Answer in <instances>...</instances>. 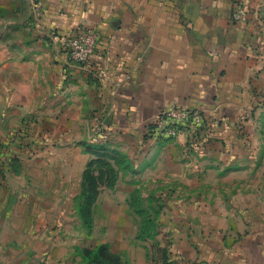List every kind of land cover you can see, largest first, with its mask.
<instances>
[{"label": "crops", "instance_id": "0c3cea01", "mask_svg": "<svg viewBox=\"0 0 264 264\" xmlns=\"http://www.w3.org/2000/svg\"><path fill=\"white\" fill-rule=\"evenodd\" d=\"M31 5L39 42H0V264H72V243L63 254L50 248L49 224L74 219L65 195L98 158L121 160L130 191L164 186L194 207L196 222L210 224L199 264H264V0ZM239 5L245 23L232 19ZM81 27L99 33L87 66L47 37ZM172 107L205 112L210 139L146 141L154 116Z\"/></svg>", "mask_w": 264, "mask_h": 264}, {"label": "rangeland", "instance_id": "374dc122", "mask_svg": "<svg viewBox=\"0 0 264 264\" xmlns=\"http://www.w3.org/2000/svg\"><path fill=\"white\" fill-rule=\"evenodd\" d=\"M32 24L31 0H0V42H39L33 38ZM259 99L264 102V96ZM253 113L252 118L261 117V112ZM95 129L93 138L101 133ZM143 136L146 141L161 144L144 132ZM1 145L0 142V148ZM90 145L97 147L96 144ZM51 146L57 148L55 144ZM245 146L250 149L252 144L247 141ZM102 160V163H93L90 169L89 177L97 181L102 193L98 204L91 207V223L87 226L82 219L85 213L81 207L83 198L89 190L92 193L90 188L86 189L91 184H85L83 174L81 186L65 195L74 196L75 205L71 210L75 220L49 224L50 230L58 235L50 240L51 249L63 254L70 251L72 243V264H88L101 247L120 257L122 264H199L204 257L208 258L211 248L208 246L209 235L204 231L210 230V224L196 222L199 217L193 206L180 205L177 193L166 191L164 186L159 189L158 185L150 184L145 186L147 190L130 191L129 172L121 169V160ZM119 179L123 180L125 187L115 190ZM117 201L121 205H113ZM63 234H66L64 238H58ZM185 249H195L199 257L187 260ZM200 255L204 260L200 261Z\"/></svg>", "mask_w": 264, "mask_h": 264}, {"label": "built area", "instance_id": "2783aa9c", "mask_svg": "<svg viewBox=\"0 0 264 264\" xmlns=\"http://www.w3.org/2000/svg\"><path fill=\"white\" fill-rule=\"evenodd\" d=\"M37 20L42 21L44 14L35 7ZM249 8L245 5L236 7L232 19L236 23H245ZM48 40L57 49L62 50L68 59L76 64L87 66L99 52V33L96 30L76 29L69 36H62L54 30L47 34ZM205 112L188 107H172L156 114L146 128L145 135L161 144L179 137L195 141L199 134L205 133V141L210 139V128L206 127Z\"/></svg>", "mask_w": 264, "mask_h": 264}, {"label": "trees", "instance_id": "16d2710c", "mask_svg": "<svg viewBox=\"0 0 264 264\" xmlns=\"http://www.w3.org/2000/svg\"><path fill=\"white\" fill-rule=\"evenodd\" d=\"M102 159L98 158L97 160H92L89 165L87 166V169L85 170V184H91V187L87 188L89 190V188L91 189L92 193H90V190L88 192V194L85 196V198H83V202L81 204V207L84 208L85 213L83 216V223H85L87 226L91 223L92 221V211H91V207L95 206V203L98 200L100 191H99V185L97 184V181H95V179L90 178V169L93 165V163H102L101 162ZM103 161V160H102ZM90 253L91 251L88 250ZM88 264H122L121 258L115 255H112L110 253L107 252V250L105 249V247H101L98 249V255L89 260Z\"/></svg>", "mask_w": 264, "mask_h": 264}]
</instances>
